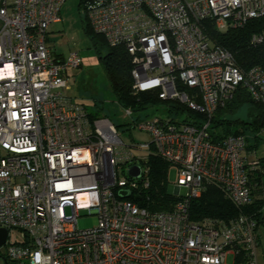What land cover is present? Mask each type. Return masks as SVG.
Returning a JSON list of instances; mask_svg holds the SVG:
<instances>
[{"label":"built area","instance_id":"2783aa9c","mask_svg":"<svg viewBox=\"0 0 264 264\" xmlns=\"http://www.w3.org/2000/svg\"><path fill=\"white\" fill-rule=\"evenodd\" d=\"M63 1L0 0L3 264H227L228 255L231 264H259L264 227L256 216L195 221L189 205L205 184L217 185L238 209L253 200L248 170L256 162L245 135L215 143L210 122L238 87L264 106V67L240 70L202 25L210 21L218 32L240 26L264 16V0H82L93 30L129 52L133 93L156 92L200 115L137 114L127 125L149 140L129 143L109 116H92L69 94L67 72L81 56L71 50L64 57L47 45ZM150 155L168 162L167 183L174 170L179 198L169 210L128 198L148 190ZM134 163L138 176L128 172ZM81 210L97 223L78 228ZM12 230L23 233L22 242L10 240Z\"/></svg>","mask_w":264,"mask_h":264},{"label":"trees","instance_id":"16d2710c","mask_svg":"<svg viewBox=\"0 0 264 264\" xmlns=\"http://www.w3.org/2000/svg\"><path fill=\"white\" fill-rule=\"evenodd\" d=\"M82 0L78 1V9L82 8ZM80 12L82 29L95 44L97 57L101 68L108 82L110 91L114 99L124 108L131 111H141L147 107L161 104L168 113L175 115L187 114L190 118L200 116L197 113L187 109L177 102L161 101L156 92H132V62L131 56L126 47L122 44L111 46L105 37L97 33L89 24L84 10ZM204 33L213 41L214 44L228 50L234 59L235 65L242 71H246L252 66L260 65L264 67V16L251 18L244 24L236 27H228L224 31H217L215 24L205 21L202 25ZM254 35H260V40H253ZM100 45V49L97 48ZM242 106L246 107L249 117L250 127L248 129L258 130L264 127V106L255 102L245 88L238 87L232 99L217 108L210 122L211 141L217 143L228 134H244L247 145L248 136L238 128L237 121L227 119L226 115H232ZM92 116L98 115V112L92 111ZM183 120L192 122L184 117ZM131 127V126H130ZM258 138V135L255 134ZM253 150V154H255ZM255 160V165L248 170L249 184L252 191V202L250 205L241 209L236 208L225 196L223 191L215 184H205L202 193L190 201L189 215L192 220L198 221L203 218H219L227 220L239 212L252 214L257 217L258 222L264 227V213H258L257 210L264 205V197H256L264 191V155L249 157ZM148 178L150 186L148 190L134 191L128 196L141 207L149 210H169L179 197L167 190V169L168 162L162 158L150 155L148 157ZM255 212V213H254ZM254 213V214H253Z\"/></svg>","mask_w":264,"mask_h":264},{"label":"rangeland","instance_id":"374dc122","mask_svg":"<svg viewBox=\"0 0 264 264\" xmlns=\"http://www.w3.org/2000/svg\"><path fill=\"white\" fill-rule=\"evenodd\" d=\"M79 0H64L60 7L61 21L51 23L49 26L51 31L48 32L47 45L55 52L62 54L64 57L68 55L71 50H77L81 56V65L77 68H70L67 72V85L69 87V94L79 103H82L88 111H96L100 115H107L117 125L119 134L123 141L131 142L148 141L147 134L137 130L136 128L128 127V123L139 114L141 117H165L168 115L163 106L155 105L147 107L140 112L128 113L112 95L106 77L101 68L100 61L97 57L95 44L93 40L85 35L82 29V22L80 19V12L82 8L78 9ZM49 31V27H48ZM100 49V45H96ZM227 119L237 121V127L248 136L247 140L251 146H248L249 155L261 156L264 155V127L253 130L248 129L251 125L249 117L247 116L246 107L242 106L237 112L232 115H226ZM258 135V138L255 137ZM255 154H253V150ZM134 170L137 174L140 172L139 163L131 164L128 167ZM174 170L169 171L167 190L169 193L174 191ZM180 193L184 194L185 189L181 188ZM256 197H264V191ZM69 212V209H66ZM80 216L77 219L78 228H89L97 223L96 215L89 210H81ZM10 240L16 242L23 241V233L21 231L12 230L10 232ZM4 246L0 247V264L4 263L3 253ZM257 259L259 264H264V234H262L260 245L257 249ZM225 262L232 263L231 255H228Z\"/></svg>","mask_w":264,"mask_h":264},{"label":"water","instance_id":"95a60500","mask_svg":"<svg viewBox=\"0 0 264 264\" xmlns=\"http://www.w3.org/2000/svg\"><path fill=\"white\" fill-rule=\"evenodd\" d=\"M129 174L138 176L139 173L135 174L134 170L130 169ZM173 192L176 193V190H174ZM7 236H8L7 229L0 228V247L4 245V243H5L6 239H7Z\"/></svg>","mask_w":264,"mask_h":264},{"label":"crops","instance_id":"0c3cea01","mask_svg":"<svg viewBox=\"0 0 264 264\" xmlns=\"http://www.w3.org/2000/svg\"><path fill=\"white\" fill-rule=\"evenodd\" d=\"M53 24H54V23H53ZM51 25H52V24H51ZM51 25H50V26H51ZM50 26H49V31H47V33L51 31V28H50ZM47 39H48V34H47ZM49 47H50V46H49ZM58 54H59V53H58ZM60 55H62V54H60ZM246 153H248V151H247V150H246ZM249 156H250V157H252V155H249Z\"/></svg>","mask_w":264,"mask_h":264}]
</instances>
